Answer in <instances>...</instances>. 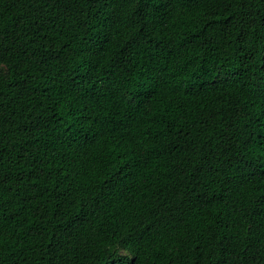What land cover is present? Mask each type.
Wrapping results in <instances>:
<instances>
[{
  "label": "trees",
  "instance_id": "16d2710c",
  "mask_svg": "<svg viewBox=\"0 0 264 264\" xmlns=\"http://www.w3.org/2000/svg\"><path fill=\"white\" fill-rule=\"evenodd\" d=\"M0 264H264V0H0Z\"/></svg>",
  "mask_w": 264,
  "mask_h": 264
}]
</instances>
